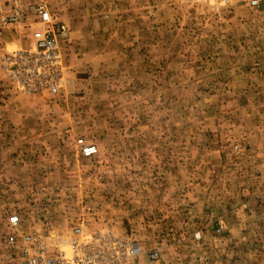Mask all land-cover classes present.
<instances>
[{
  "label": "rangeland",
  "instance_id": "1",
  "mask_svg": "<svg viewBox=\"0 0 264 264\" xmlns=\"http://www.w3.org/2000/svg\"><path fill=\"white\" fill-rule=\"evenodd\" d=\"M12 1L0 59L44 31L4 25ZM42 1L67 70L27 94L0 66V264L14 215L47 247L82 224L139 244L134 264H264V5Z\"/></svg>",
  "mask_w": 264,
  "mask_h": 264
},
{
  "label": "built area",
  "instance_id": "2",
  "mask_svg": "<svg viewBox=\"0 0 264 264\" xmlns=\"http://www.w3.org/2000/svg\"><path fill=\"white\" fill-rule=\"evenodd\" d=\"M223 3L241 2L251 9L264 5V0H217ZM4 25H22L27 17H34L44 26L34 51H17L0 59V66L13 79L18 88L27 94L46 92L56 95L66 72L63 50L68 37L65 25L54 23L53 16L42 0H13ZM91 146L82 148L85 157L94 155ZM13 230L6 237V243L16 253L17 264H134L145 252L136 242L126 238H115L109 232L85 235L82 224L70 231L66 238L57 241L59 246L47 247L43 235L18 237L16 229L18 216L9 219ZM20 242V243H19ZM64 249H62V248ZM150 261L156 259V252L149 251Z\"/></svg>",
  "mask_w": 264,
  "mask_h": 264
}]
</instances>
